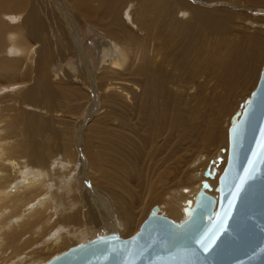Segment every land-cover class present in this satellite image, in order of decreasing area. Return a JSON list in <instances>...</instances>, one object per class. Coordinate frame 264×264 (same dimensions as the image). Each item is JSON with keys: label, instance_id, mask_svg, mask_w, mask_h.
Here are the masks:
<instances>
[{"label": "bare ground", "instance_id": "1", "mask_svg": "<svg viewBox=\"0 0 264 264\" xmlns=\"http://www.w3.org/2000/svg\"><path fill=\"white\" fill-rule=\"evenodd\" d=\"M97 30V57L54 69ZM263 67L264 0H0V264H53L151 216L177 234L205 194L213 220Z\"/></svg>", "mask_w": 264, "mask_h": 264}, {"label": "water", "instance_id": "2", "mask_svg": "<svg viewBox=\"0 0 264 264\" xmlns=\"http://www.w3.org/2000/svg\"><path fill=\"white\" fill-rule=\"evenodd\" d=\"M230 133L213 220L205 217L214 215L216 200L205 194L177 234L171 221L151 216L134 236L97 242L53 264H264V67Z\"/></svg>", "mask_w": 264, "mask_h": 264}, {"label": "rangeland", "instance_id": "3", "mask_svg": "<svg viewBox=\"0 0 264 264\" xmlns=\"http://www.w3.org/2000/svg\"><path fill=\"white\" fill-rule=\"evenodd\" d=\"M70 3V2H69ZM69 6H70V4H69ZM86 27H90L89 25L87 26L86 25ZM85 30H86V28L84 29V32H85ZM79 32H80V34H81V36H82V28H81V30L79 29ZM97 32L98 33H96V32H94V33H92V35L89 37V38H84V46H83V49H82V51H81V49H79V48H76V49H74L73 50V52L71 51V52H69V53H67L66 54V56L65 57H63V58H60L57 62H55L56 64H55V66H54V69L55 68H59V70H61L62 69V67H64V66H67L70 62H75V61H78V59H79V57H80V55L82 54V53H87V54H90L91 53V56L94 58V57H97V47H96V41H98L99 39H100V37L101 36H104V37H106V38H109V35L108 34H103V33H101L100 31H98L97 30ZM73 34V33H72ZM98 34L100 35V37L98 36ZM101 34H103V35H101ZM78 36V35H77ZM83 37V36H82ZM76 50V51H75ZM80 50V51H79ZM82 52V53H81ZM51 52H49V53H46V57L47 56H50L51 54H50ZM43 59L44 58H41V63L39 62V67L41 66V67H43V68H41V70H43V72H47L48 73V69H45V68H49L50 67V64H49V62L48 61H46V59L47 58H45L44 60L45 61H43ZM45 62V63H44ZM46 63H48L47 65H46ZM45 65V66H44ZM38 67V68H39ZM40 69V68H39ZM38 70V69H37ZM41 70H38V71H41ZM49 79V78H48ZM48 82H50L49 84H48ZM48 82H47V86L48 87H50V89L53 87V84H52V80H51V77H50V80H48ZM52 84V85H51ZM96 91V90H95ZM99 91V90H98ZM58 92H55V93H53V94H57ZM95 94V92H94V90L92 91V90H90V97H91V95H92V99L93 98H95L96 97V95H94ZM42 97V96H41ZM46 95H44L42 98H41V100H45L46 99ZM54 97H56V98H54ZM48 98V97H47ZM61 98V99H60ZM63 98H65L64 100H66V96H64L63 94H61V96L60 95H53V97H52V101L53 102H55V103H57L58 105H57V107H59V105L61 104V105H63L64 106V104L65 105H67L66 104V102L69 104V102L68 101H64L63 100ZM53 99H56V100H53ZM59 100V101H58ZM61 100V101H60ZM58 101V102H57ZM63 101V102H62ZM65 102V103H64ZM64 103V104H63ZM246 103V102H245ZM246 105V104H245ZM245 105H244V109H245ZM244 109H243V111H244ZM135 115L136 114H134L133 116L135 117ZM241 114H239V116H240ZM236 116H238V115H236ZM235 116V121L233 120L234 119V117L232 116L231 117V120L234 122V123H236V121L237 120H239L238 118H240V117H236ZM233 118V119H232ZM92 120H90V122H91ZM133 121H136L135 119H133ZM23 123V122H22ZM20 126V129H21V137H23V136H25V135H23V130L25 129V124L23 123V125H19ZM22 126V127H21ZM24 126V127H23ZM29 133H31L32 135H31V139H33V138H39V136L37 135L38 134V132H36V131H33L32 132V130H30V132ZM28 133V134H29ZM229 135H230V133H229ZM75 136H76V134H75ZM82 147H83V143H82ZM78 149V153H79V155L81 156L82 155V152H81V150H80V148L78 147L77 148ZM155 208H157V207H155ZM156 211H157V209H156ZM156 211L155 212H152V213H156ZM111 226V225H110ZM111 228H112V226L109 228V229H105L104 231H100L101 233H99L98 232V234H102V233H104V232H108L109 230L111 231ZM114 228V227H113ZM109 234V233H108ZM97 235V234H96ZM110 235V234H109ZM114 237H116V236H113L111 239H113ZM103 237H101V239H102ZM10 264V263H9Z\"/></svg>", "mask_w": 264, "mask_h": 264}, {"label": "snow or ice", "instance_id": "4", "mask_svg": "<svg viewBox=\"0 0 264 264\" xmlns=\"http://www.w3.org/2000/svg\"><path fill=\"white\" fill-rule=\"evenodd\" d=\"M202 246H203V245H202ZM204 250L207 251V250H208L207 247H204Z\"/></svg>", "mask_w": 264, "mask_h": 264}]
</instances>
